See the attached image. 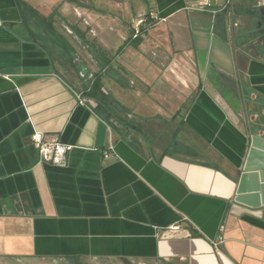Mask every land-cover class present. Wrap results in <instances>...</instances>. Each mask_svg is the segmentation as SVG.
I'll return each instance as SVG.
<instances>
[{"label":"crops","instance_id":"1","mask_svg":"<svg viewBox=\"0 0 264 264\" xmlns=\"http://www.w3.org/2000/svg\"><path fill=\"white\" fill-rule=\"evenodd\" d=\"M20 1L52 30L0 0V264H264V0Z\"/></svg>","mask_w":264,"mask_h":264},{"label":"built area","instance_id":"2","mask_svg":"<svg viewBox=\"0 0 264 264\" xmlns=\"http://www.w3.org/2000/svg\"><path fill=\"white\" fill-rule=\"evenodd\" d=\"M229 4L230 0H201L197 3L195 9L200 12L216 15L225 11ZM148 17L150 19L154 18L151 14L148 15ZM145 20V15L139 14L137 16L133 38H136V36L140 34V27L143 23H145ZM85 24H87L86 21ZM77 101L80 104H85L88 102V100L85 99L81 94L77 95ZM31 138L33 145L39 152L41 161L48 162L53 165H64L68 147L59 143L57 139H46L41 133L37 132L34 133ZM219 231L221 232L222 228H220Z\"/></svg>","mask_w":264,"mask_h":264},{"label":"rangeland","instance_id":"3","mask_svg":"<svg viewBox=\"0 0 264 264\" xmlns=\"http://www.w3.org/2000/svg\"><path fill=\"white\" fill-rule=\"evenodd\" d=\"M45 2V4H47L46 6L48 7V10L50 9V7L53 8V3H55L56 0H43ZM81 3H84L85 5H89L90 4V0H78ZM52 3V4H51ZM51 5V6H50ZM70 7V6H69ZM71 8V7H70ZM135 24H136V20ZM252 28V26H251ZM49 49H51V51H53V58L55 60L56 66H58V70L61 72V74L64 76V78L70 82L71 84L76 82V79H78V74H79V67L80 64H71L70 63V59L64 60V58L60 57V53L58 50L54 49L51 46H48ZM54 51H56L57 53H55ZM70 57V56H69ZM61 58V59H60ZM72 60V59H71ZM73 61V60H72ZM78 75V76H77ZM80 79V78H79ZM83 81V83H85L86 85H89V81L87 79V76L84 74V77H82L81 79ZM74 86H76V84H74ZM81 92V91H80Z\"/></svg>","mask_w":264,"mask_h":264},{"label":"trees","instance_id":"4","mask_svg":"<svg viewBox=\"0 0 264 264\" xmlns=\"http://www.w3.org/2000/svg\"><path fill=\"white\" fill-rule=\"evenodd\" d=\"M62 2H69V3H72V4H75V5H79V3L76 1V0H62ZM19 5L21 7H25L28 14L30 16H33L35 17L36 19H38L39 21H43V23L48 26V29L49 30H52V26L46 21L48 19H44V18H41L39 17L31 8H29L28 6H26L22 1L19 0ZM152 21V20H151ZM151 21H148V22H151ZM139 35L136 36V38L138 37ZM70 63L73 64V61L70 60ZM97 88H95L94 90L92 89H89V91L86 92V96L89 97V98H93L96 103H97V106L95 108V112L99 115V116H102L106 122L112 126V122H117L118 120L116 119H113L108 113H107V109H106V106L105 104L97 97Z\"/></svg>","mask_w":264,"mask_h":264},{"label":"flooded vegetation","instance_id":"5","mask_svg":"<svg viewBox=\"0 0 264 264\" xmlns=\"http://www.w3.org/2000/svg\"><path fill=\"white\" fill-rule=\"evenodd\" d=\"M245 27V25H243ZM253 39L259 44L264 55V9L260 11V15L254 20L253 24Z\"/></svg>","mask_w":264,"mask_h":264},{"label":"water","instance_id":"6","mask_svg":"<svg viewBox=\"0 0 264 264\" xmlns=\"http://www.w3.org/2000/svg\"><path fill=\"white\" fill-rule=\"evenodd\" d=\"M135 145H138V143L137 142H133Z\"/></svg>","mask_w":264,"mask_h":264}]
</instances>
